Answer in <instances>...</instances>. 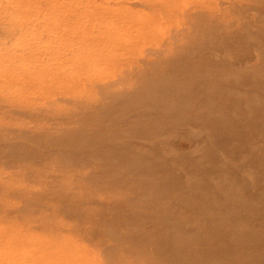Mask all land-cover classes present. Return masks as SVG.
I'll return each instance as SVG.
<instances>
[{
    "label": "rangeland",
    "instance_id": "374dc122",
    "mask_svg": "<svg viewBox=\"0 0 264 264\" xmlns=\"http://www.w3.org/2000/svg\"><path fill=\"white\" fill-rule=\"evenodd\" d=\"M0 264H264V0H0Z\"/></svg>",
    "mask_w": 264,
    "mask_h": 264
},
{
    "label": "bare ground",
    "instance_id": "6f19581e",
    "mask_svg": "<svg viewBox=\"0 0 264 264\" xmlns=\"http://www.w3.org/2000/svg\"><path fill=\"white\" fill-rule=\"evenodd\" d=\"M260 3V2H259Z\"/></svg>",
    "mask_w": 264,
    "mask_h": 264
}]
</instances>
